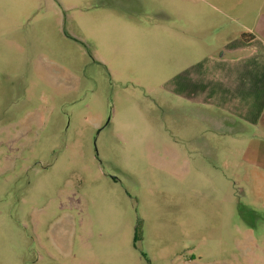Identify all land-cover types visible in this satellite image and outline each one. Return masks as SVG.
Wrapping results in <instances>:
<instances>
[{
    "label": "rangeland",
    "instance_id": "obj_1",
    "mask_svg": "<svg viewBox=\"0 0 264 264\" xmlns=\"http://www.w3.org/2000/svg\"><path fill=\"white\" fill-rule=\"evenodd\" d=\"M263 3L0 0V264H264Z\"/></svg>",
    "mask_w": 264,
    "mask_h": 264
},
{
    "label": "crops",
    "instance_id": "obj_2",
    "mask_svg": "<svg viewBox=\"0 0 264 264\" xmlns=\"http://www.w3.org/2000/svg\"><path fill=\"white\" fill-rule=\"evenodd\" d=\"M258 20L256 26L248 27L250 37L244 41V69L249 66L251 73L245 74L243 95L252 97L249 99L251 106L244 107L248 112L259 110V118L264 129V3L263 8L257 14ZM262 99V101H261ZM257 105H254L256 102ZM257 119V118H256ZM255 119V120H256ZM257 121V120H256ZM261 169H264L263 167Z\"/></svg>",
    "mask_w": 264,
    "mask_h": 264
}]
</instances>
